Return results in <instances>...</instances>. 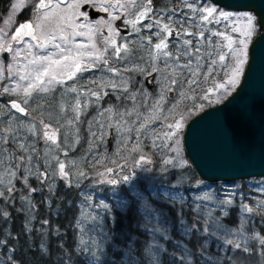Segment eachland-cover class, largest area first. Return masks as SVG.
I'll list each match as a JSON object with an SVG mask.
<instances>
[{"label": "trees", "instance_id": "obj_1", "mask_svg": "<svg viewBox=\"0 0 264 264\" xmlns=\"http://www.w3.org/2000/svg\"><path fill=\"white\" fill-rule=\"evenodd\" d=\"M205 1L195 0L197 6L211 4L210 1ZM10 2L11 0H0V20ZM168 2L169 0H160L159 4L155 3L154 8L167 12L170 10L167 6ZM220 9L229 11L222 7ZM195 14L187 15L192 19L182 27H186L190 32H196L197 36L199 32L205 33L206 38L199 45L202 48V56L205 51H212V48L208 47L209 40L213 42V45L221 40L218 36H212V32L228 31L234 36V33L230 32L231 25L224 26V21L220 24L211 23L210 29L205 26L199 27L196 24L198 16ZM232 22L230 21L231 24ZM152 31L158 30L155 28ZM149 36V32L144 34L142 30L135 34L128 46L127 56H124L127 63L113 67L122 69L138 66L151 71L153 61L149 55L152 53V49H149L150 44L160 37L152 35V42L149 43ZM184 39H194L195 43L193 37H184ZM169 50L174 56L178 54L173 44L169 45ZM203 58L206 63L208 57ZM180 62L184 63V60ZM156 66L162 71L154 73L155 78L156 75H160L159 78H162L164 74L168 76L171 72V69L164 70L161 62ZM108 67L110 66L104 64L94 65L90 70L78 73L74 79L51 86L47 93H34L31 98H28L27 105H21L26 108L27 116H21L10 107L11 101L19 102L25 99L24 94L0 92V131H3L5 136L10 135L8 129L15 128L20 121L24 123L25 131L27 127L35 125L40 136L44 130L41 121L50 124L54 129H59L57 139L59 147L50 142L46 143L37 136H32L29 141V143L35 141L39 153L38 159L31 160L33 171L44 170L51 165L52 171L57 174L43 185L39 184L35 176H31L30 182L40 190L26 198L23 178L17 179L19 172L17 177L11 175V172L17 171L12 165L18 161H13L12 156L16 154L18 145L3 146L4 150L0 154V192L6 194L0 198V261H5L6 264H90L94 257L88 252L87 247L91 240L99 241L100 239L98 235L100 229L96 225L100 216L106 214V210L101 205L107 204L112 214L124 217L123 226L132 224L131 235L135 241L134 256L142 264H172L173 257L176 264H180V250H176L171 241L176 240L179 235L176 233L174 222L177 212L181 210L189 223L196 222L200 235L207 236L209 233H214L216 222L223 226L220 229L221 232L227 230L225 235H213L209 241L207 255L212 264H264V247L257 239L258 236H264V178L208 183L202 181L191 166H178L176 160H173V152L169 150V147H164L165 143L170 146L173 142V140L165 141L163 138L164 132L169 131V124L179 119L186 123L195 114L221 103L229 95L212 92L208 93V100L201 99L209 88H213L212 80L204 82L201 76L197 78L200 80L199 87L193 86L194 90H191L187 84L181 87L174 86L171 95L164 94L163 101L157 104V101H160L158 92L160 90L157 84H154L151 89L146 87L144 81L140 79L146 74L139 71H121L120 75L113 76L108 71ZM192 68H196L195 60ZM205 70L199 69L200 72ZM212 79L219 83L226 77L223 72L218 71ZM163 80L166 83L165 79ZM166 80L170 84V81ZM113 82L120 84V88L111 87ZM125 86L128 88L127 93L123 91ZM72 87L76 88V92L68 91ZM101 90L109 94L104 96ZM90 91L101 92V99L98 101L91 96ZM181 93L185 95L182 96ZM131 96H135L136 99L132 100ZM77 97L82 106L79 121L75 119L76 112L73 110ZM84 104H87L86 109L83 108ZM200 105H203V108ZM106 109L111 111H105ZM126 111L132 112V115L123 117L119 115ZM102 112L103 115H101ZM141 123L145 124V128L137 137L136 129ZM93 132L96 136L92 135ZM154 141L160 147H153ZM137 142L140 143L142 150L133 152L131 149ZM180 152L183 153L182 146H180ZM27 155L28 153H25V156ZM141 156L149 157L153 161V169L150 174L138 178L137 181L147 198L148 205L163 212L159 224L153 221L154 226L164 230L162 233H157L155 237L143 227H137L147 222L145 216L153 209L145 211L142 201L130 186L123 182L113 185L100 183L97 180V177L110 167L135 163ZM166 159L173 163L165 164ZM60 161L66 164L71 186L68 180H61L58 176L57 165ZM25 164H28L27 160ZM79 172L86 173V176H79ZM9 181L17 189L11 199L7 195ZM171 183L175 184V187H172ZM147 186H150L152 190L156 188L159 194H162L163 189L176 190L178 186L181 189V196L176 198L175 204L171 200L165 203L164 200L154 199ZM170 194L174 196L172 192ZM205 196L209 198L198 199ZM229 196L232 197V203H224ZM52 197L55 203L52 202ZM198 205L199 213L196 212ZM245 205L252 209L250 213L244 210ZM5 212L8 213L6 217L3 215ZM165 218L167 222H164ZM44 220H47L48 224L41 229L40 224ZM107 226L112 227L110 223ZM26 229L32 230V234H27ZM49 229L63 239L56 241L53 238L50 242L47 235ZM92 229L95 230L94 234L90 232ZM204 229H207V232ZM41 232L44 233V243L50 244V247L43 251L37 239ZM165 235L170 239H165ZM184 239L189 242L187 246L190 250L198 252L199 244L195 249L191 247L194 242L192 237ZM228 239L234 241L233 245L226 243ZM236 242L248 251H238L235 248ZM34 244L36 247H33ZM157 245L163 246L166 251H161L159 260L155 261L152 253L155 252ZM115 250L121 253L126 252L123 243L115 245ZM103 251L105 256L100 257L101 261L108 260L109 264H127V258L123 255L115 256L107 244L104 245ZM92 253L99 255V250L93 246ZM12 256L16 257L14 261L9 259ZM69 256L71 259L68 258ZM191 264H198V257L194 256Z\"/></svg>", "mask_w": 264, "mask_h": 264}, {"label": "snow or ice", "instance_id": "obj_2", "mask_svg": "<svg viewBox=\"0 0 264 264\" xmlns=\"http://www.w3.org/2000/svg\"><path fill=\"white\" fill-rule=\"evenodd\" d=\"M99 3V8H97V5ZM130 3L137 7V12L133 13L135 15V20H125L124 23L131 24L132 27L135 29L136 32L141 31L140 27H137V24H141V26L146 29L149 33V43L152 42L151 36H159L161 37L158 43L154 44V53H149L150 59L153 61V64L151 65V71H147L144 67H138L133 66L131 68L124 67V68H112L108 67V71H110L113 76H118L121 74V71L124 72H132V71H139L140 73L146 74L147 76L155 77L153 76L154 73L162 71V69L158 68L155 65L156 60H160V62L164 65V70L171 69V72H169L167 79L170 81V84L166 85V90L168 92H172L175 87H181L184 84H187L189 89L194 90L193 86L199 87L200 80L197 79L198 77H203L204 82H208L209 80H212L213 88H209L205 95L201 97V99L208 100L209 96L208 93L216 92V93H223L226 95H231L232 91H235L237 85L239 84V77L243 75L244 72V66L247 63L248 59V48L249 44L252 40V38L259 32L264 31V17H258L257 15L244 11L239 12L237 14H234L229 11H223L219 7L218 0H211V4L209 6H197L195 0H183V3L185 7L190 10L193 13H196L201 23H215L220 24L222 21L224 22H230V21H242L243 26H239L235 23H233L230 26V32L237 34L236 36L230 35L228 31H216L212 32V36H218L221 38L220 41L215 42V45H213V42L209 40V48H212V51H205L202 53V48L199 46L201 41L205 39V33L199 32L198 36L196 32H190L186 27H182L184 24L187 23L188 20L192 19L191 17L184 16L181 17L180 10L179 9H173L170 10V12L165 15L164 13H157L155 9L153 8V0H147L146 4L139 5L137 4L136 0H130ZM23 0H20V2L16 5H13V10L15 11L19 7H23ZM83 6V11L79 13L80 17H83L84 20L89 19V12L88 7H92L93 9H97L98 11H107L108 8L116 7V5L111 3V0H77L76 4L70 5V7L74 8H80ZM50 7V4L46 2V0H39V3L36 5L37 11H42L44 9H47ZM120 7H126V5H120ZM142 9V10H140ZM175 18V20H173ZM11 19V18H10ZM112 19H119V17L113 16ZM145 19H149V23L144 24L143 21ZM162 19H166L169 21H173L174 23L176 21H179L176 24V27L174 28L170 23H162ZM5 23H9V21H5ZM70 27H83L84 25L80 24L77 25L75 21H73L70 25ZM40 28L39 24L33 25L31 22L24 23L19 25L15 29V33L12 35V40L15 41L17 44H20L23 42L25 37H30L31 40L36 41V46L39 48H45L47 46V43L51 42V38H46L47 43L45 40H42L40 36H38L35 32V29ZM153 28H158L159 30L157 32H153ZM27 30V31H25ZM83 33L77 32L76 35H82ZM117 35L119 34V31L117 30ZM166 34V35H165ZM7 36V34H5ZM183 37H193L194 39H184ZM109 43L114 47V55L116 59H122V52L127 53L129 51L127 44H117L115 40H111V38H107ZM175 39L176 44L173 45L177 49V55H173V53L169 50V41ZM56 48L60 49L61 52H64L65 49L60 44L55 45ZM219 49V50H217ZM224 49H227V51H224ZM4 50L3 48H0V51ZM105 51H107L105 49ZM21 50L16 51V55H20ZM91 56V53H89ZM204 56L208 57L207 62H204ZM100 56H97L96 59H100ZM69 59L68 56H63L61 59L57 60H50L48 56L39 57L36 60L31 61L33 64H40L42 61L46 62L47 66L43 67L42 71L37 70V75L32 76L30 73L28 75H21L20 80H28L29 83L26 87L22 89L24 96L26 97L22 101H16L13 100L10 103V107L14 109L16 112L20 113L21 116H27L28 112L26 111L25 107H22L21 105H27L29 103V99L33 96L34 93L38 92H49L51 85L53 83H64L65 81L63 79H57V75H60V73L52 74V65L61 66L62 61H67ZM184 60V63H181L180 61ZM195 60L196 68L193 69V61ZM103 63L107 66L109 65V61L107 59L103 60ZM221 65L223 67L218 68L217 66ZM92 65H82L79 62H74V71H71L67 74L68 79H74L75 76L83 71L90 70ZM204 68L206 69L204 72H200L199 69ZM221 71L224 73V76L226 79H223L222 82H215L214 75ZM45 77L47 78L45 80ZM111 87L113 88H120V84L113 82ZM19 89V86L17 88L11 89L12 92H16ZM68 91L76 92V88L72 87L69 88ZM103 91V90H101ZM123 91L125 93L128 92V88L125 86L123 88ZM4 92H9V88L5 87ZM83 94V93H81ZM109 93L106 91H103V95L107 96ZM90 95L95 97L96 99H101V92L96 91H90ZM182 96H184V93H181ZM128 98V97H125ZM132 100H135V96L130 97ZM145 99H147L145 97ZM163 101V96H161V100L157 101V104H160ZM81 102L79 97L76 99V103L74 105L73 110L76 112L75 119L79 121L80 119V111H81ZM201 108H203V105H200ZM83 108H87V104L83 105ZM105 111H111V109H106ZM103 115V112L101 113ZM121 117L124 115L131 116L132 112L126 111L123 113H119ZM69 123H72V121H69ZM42 127L44 129L42 136L39 135L37 128L35 125L31 127H27L25 131V125L22 121L18 122L16 124L15 128H9L8 132L10 135L5 136L3 131H0V154L3 152V146L8 145L9 147L13 145H18V149L15 155L12 156L13 161H18V163H13L12 167L17 169V171L11 172V175L13 177H17V172H19V177L17 179L19 180L20 177L23 178V189H24V196L25 198L32 194L36 193L38 190V187L33 186V183L30 182V177L35 176V179L39 181L40 185H43L46 181H49L52 176L56 175L57 173L52 171L51 165L44 170L37 169L35 172L33 171L31 160L33 158L39 157V153L36 148V143L33 141L32 143H29L32 136H37L39 139H43L46 143L50 142L53 145H59L57 144V132L59 129H52L51 125L48 123H45L41 121ZM183 127V124L180 121H176L175 124H169L168 128L172 129L171 131H166L163 134V138L165 141L173 140L174 137H176L180 131V129ZM145 128V124L141 123L139 127L136 129L137 137H139L142 133V130ZM30 134V135H29ZM93 136H96V133H92ZM159 138V134H157ZM175 143L178 144L179 140L176 139ZM153 147H160L159 144L153 142ZM164 147H169L167 143L164 144ZM133 152L141 151L140 143L137 142L133 145L132 149ZM25 153H28L27 156H25ZM65 155L67 153L65 152ZM28 161V164H25V161ZM150 163L149 160H147L145 157L141 156L139 160L135 162V167L142 168L144 172L150 171V169L143 168V164ZM165 164L173 163L171 160H165ZM58 176L61 180H68L69 186H71V181L69 179V172L66 170V165L64 162L60 161L58 162ZM23 170L21 171V169ZM113 170L111 168L107 169L108 173H111ZM27 173V175H25ZM79 176L85 177L86 173L79 172ZM100 175H105L104 173H101ZM135 175V173H133ZM132 180V176L130 175H120L117 174V177L114 179H109L105 182L110 184H117L120 182L127 183ZM17 189L14 185H12L11 181H9V187L7 188V195L11 199L13 197V194L16 193ZM5 192H0V198H3L5 196ZM152 195L157 196L158 199L164 200L165 203H167L169 200L173 204H175L176 197L172 196L167 190H164L162 194L153 193ZM209 197H198L200 200L208 199ZM52 202L55 203L54 197H52ZM13 203L15 201L13 200ZM226 204L232 203V197L229 196L224 201ZM101 207H103L106 210V214L104 216H100L99 220L97 221L96 227L100 229L98 232V235L100 236L99 241L91 240L87 250L88 252L93 255L94 260L90 262V264H109L108 260L101 261L100 257L105 256V252L103 251V247L105 244L108 245V248L110 251H113V254L117 257L123 255L127 258V264H142L141 261H138L134 256V237L131 235V232L133 231V226L130 223L129 225L123 226V216H116L112 214L111 209H109L107 204H102ZM244 210L247 212H251L252 209L249 208L247 205L244 206ZM130 211V209H129ZM196 212H200V206L198 205L196 208ZM5 217L8 215V213L3 214ZM99 215V214H98ZM163 216L162 211H158L153 209L150 211L146 216L145 220L147 221L143 225H137V227H143L146 231L150 232L154 237L157 233H162L164 230L160 227L154 226L153 221L155 220L156 224L160 223V218ZM209 216H211V213H209ZM95 219V217L93 218ZM167 222L166 218L165 221ZM110 223L112 225L111 228L107 226V224ZM48 224L47 220H44L40 227L43 229L45 225ZM175 224V230L176 233H178V238L174 241H171L174 248L176 250H180L181 254V260L180 264H191L192 258L198 257V264H212V261H210L208 255H207V249L209 245V241L212 239L213 235H225L227 233V230L225 229L223 232L220 231V229L223 227L218 222H216V229L214 233H209L207 236L200 235V229L197 227L196 222L189 223L186 219V216L181 211H178L176 214V220L174 222ZM205 232H207V229H204ZM27 234H32V230H27ZM175 234V233H174ZM47 235L51 239H55L56 241H61L63 238L59 236L56 233H53L51 229H49ZM121 237L123 239H121ZM185 237H192L193 241L191 244V247L195 249L197 247V244H199L198 252H193L190 250V248L187 246L188 241H186ZM165 239H170L169 236L165 235ZM39 239L40 244L39 247L41 251H43L45 248L50 247L49 245H46L44 243V233L41 232L40 235L37 237ZM257 239H259L260 244L262 247H264V236H258ZM128 241H132L133 243H126ZM81 243H84V241H81ZM123 243L126 252L121 253L120 251L115 250V245ZM226 243L228 245H233L234 241L231 239L226 240ZM59 247V244L57 245ZM96 247L99 250V255H95L92 253V247ZM33 247H36L34 244ZM235 248L238 251H248L247 248H242V245L239 242L235 243ZM161 251H166L163 249V246L157 245L155 252L152 253V258L155 261L159 260V253ZM71 259V256L68 257ZM10 260H15L16 257L12 256L9 258ZM0 264H6L5 261H0ZM172 264H176L175 258L173 257Z\"/></svg>", "mask_w": 264, "mask_h": 264}, {"label": "rangeland", "instance_id": "obj_3", "mask_svg": "<svg viewBox=\"0 0 264 264\" xmlns=\"http://www.w3.org/2000/svg\"><path fill=\"white\" fill-rule=\"evenodd\" d=\"M19 2L20 0H11L7 11L2 15L0 20V48L4 49L0 51V92L1 91L4 92V88L7 87L9 88V92L7 93L9 94H24L22 89L27 86L29 81L20 80V76L28 75L29 73L32 76H36L38 69L42 71L43 67L47 66L46 62L43 61L40 64L31 63V61L36 60L39 57L48 56L50 60H57V59H61L63 56H68L69 59L67 61H62L61 66L59 67L56 65L51 66L52 74L60 73V75H57V79H63L64 81L69 80L67 78V74L71 71H74V62H79L81 64L94 66L93 62L96 60V57L100 55L102 56V54L106 52L105 49L107 50L109 46L107 43H105V46L104 45L100 46L95 43L94 38H96L97 33L104 27L113 26V21L115 20L112 19L113 16L119 17L122 14L125 17V20H129V21L135 20L136 17L135 15H133V13H136L138 10L136 6L130 3V0H111V3L116 5V7H111L108 8L107 11H102L107 14L106 17L98 18L93 23H84V22L81 23L79 19L80 18L79 13L82 11L81 7L80 8L70 7V5L76 4L77 0H46V2L50 4V7L39 12L37 11L36 8V5L39 3V0H23L24 6L19 7L14 11L13 5L18 4ZM136 2L137 4L142 5V4H146L147 0H136ZM181 2L183 3V1ZM183 4L181 5L179 3V7H181L180 14L183 15V16L181 15V17H184L185 15L187 16L190 14H195L190 10H188ZM120 5H126V7H120ZM203 6H209V5L203 4ZM97 8H99V3L97 5ZM244 11L240 10L236 12L239 13ZM162 13L166 15L168 11ZM237 13H233L234 17L235 14ZM173 20H175V18H173ZM5 21H9V23L6 24ZM73 21H75L77 25L82 24L84 26L75 27V29H73V27L69 26ZM147 21H149V19H145L143 23ZM28 22H31L33 25L35 24L40 25V28L35 29V32L38 36L41 37L42 40H45L46 43H47L46 38H51V42L47 43V46L45 48L37 47L36 46L37 42L31 40L30 37H25L23 42L20 44H17L15 41L12 40V35L15 33V29L19 27V25ZM168 22L177 24L179 21H176L174 23L173 21L162 19V23H168ZM233 23L241 27L243 26L242 21L234 20L232 24ZM196 24H198L199 27L201 28L202 26H205V28L207 29H210V25H211V23H201L199 16ZM228 24L232 25L230 22H224V26H227ZM129 27L131 29L132 34H137L140 32V31L136 32L131 24H129ZM137 27L143 28L141 24H137ZM77 32L83 34L76 35ZM5 34H7V36H5ZM236 35L237 34H234V36ZM80 36H82L81 39ZM160 38L157 41L150 44L149 49H152L151 50L152 53L155 52L154 44L158 43ZM171 41H169V45L173 44L172 42H175L176 44V40L172 42ZM56 44L62 45L65 51L61 52L60 49L55 47ZM18 49L21 50L19 56L16 55V51ZM89 53H91V56L89 55ZM154 63L155 65H157L160 63V61L156 60ZM111 67L114 68L113 66ZM146 76L147 75L141 77L140 79L144 81V78ZM159 76L156 75V78L154 79V84H157L158 86L157 88L158 90H160L158 92H159V100H161V96H163L164 94L171 95V92H168L165 87L166 85H168L167 83L168 81L166 80L168 76H166V74H164L162 78H159ZM46 79L47 78L45 77V80ZM163 79H165L166 83L164 82ZM240 79L242 78L239 77V80ZM55 84L57 83L54 82L53 85ZM17 86H19V89L16 92H12L11 89L17 88ZM177 121H180L183 124V127L180 129L178 135L174 137L173 142L169 146V150L173 152V160H176V164L178 166L181 165H183L184 167L191 166L182 145V135L187 122L185 123L181 119ZM171 124L174 125L175 123H171ZM51 128L54 130L53 127ZM171 130L172 129H169V131ZM57 139H58V132H57ZM176 139L179 140L178 144L175 143ZM180 146H182L183 153L180 152ZM145 158L150 161V163L143 164V168L150 169V171L148 172H144L142 168L135 167V163H125L121 165L117 164L118 166L116 165L110 167L113 170L111 173H108L107 170H105L102 172L105 175L103 176L99 175L97 177V180L100 183H107L105 181L116 178L118 173L121 176L122 175L132 176V180L125 183V185L130 186V188L142 201L143 209L145 211H150L153 208L151 207V205H148L147 198L144 195L142 189L140 188L139 181H137L138 178L150 174L151 170L153 169V161L149 157H145ZM133 173H135V175H133ZM149 177L154 178L155 176H149ZM173 183H175V181ZM172 187H175V184H172ZM147 188L150 190L151 196L154 199H158L157 196L152 195L153 193L159 194L156 188H154L153 190L152 188H150V186H147ZM226 188H228V186ZM164 190H167L169 193L172 192L174 196L176 195V198L181 196L180 194L181 189L178 188V186L176 190L163 189L162 192ZM90 232L94 234L95 230L92 229Z\"/></svg>", "mask_w": 264, "mask_h": 264}, {"label": "water", "instance_id": "obj_4", "mask_svg": "<svg viewBox=\"0 0 264 264\" xmlns=\"http://www.w3.org/2000/svg\"><path fill=\"white\" fill-rule=\"evenodd\" d=\"M211 2V0H208ZM228 10L264 17V0H218ZM90 17L99 11L89 8ZM125 33L126 25L118 26ZM152 88L153 77L144 78ZM196 175L208 183L264 177V31L251 41L242 79L220 104L191 117L182 135Z\"/></svg>", "mask_w": 264, "mask_h": 264}, {"label": "flooded vegetation", "instance_id": "obj_5", "mask_svg": "<svg viewBox=\"0 0 264 264\" xmlns=\"http://www.w3.org/2000/svg\"><path fill=\"white\" fill-rule=\"evenodd\" d=\"M202 1V0H200ZM208 1V0H207ZM156 3V0H153V8H154V5ZM89 8H92V7H88V12H89ZM175 9V7H173ZM93 9V8H92ZM155 9V8H154ZM81 10L83 11V6L81 7ZM96 11H98L97 9H94ZM155 11L157 13H160V12H163V11H159L157 9H155ZM170 12V10L168 11V13ZM167 13V14H168ZM166 14V15H167ZM107 14L105 12H102L100 11V14L96 17H90L89 16V19L88 20H84L83 17H80V21L81 23L84 22V23H93L95 22L98 18H101V17H106ZM125 21V17L124 15H120L119 16V19H115L113 21V26L110 28V27H104L102 28L96 35V38H94V41L97 45H104L105 46V43H107L109 46L107 48V51L105 53L102 54V56L100 55V59H96L94 62H93V65H96V64H104L103 63V60L104 59H107L109 61V65L107 66H114V65H122V64H126L127 62H125V59H124V56H127L126 53H123L122 52V59H116L115 55H114V47L109 43L108 39L107 38H111V40H115L116 43L119 45V44H127V46H129V44L131 43L133 37L135 36V34H132L131 33V29L129 27V24H126L124 23ZM150 21H147L145 22L144 24H147L149 23ZM170 23L174 28L176 27V24H173L172 22H168ZM120 25H126L127 27V31L125 33H122L119 29H118V26ZM155 29V28H153ZM111 30V31H110ZM117 30L119 31V34L117 35ZM141 30L143 31L144 34H147L148 31L144 28H141ZM157 30H159L157 28ZM81 32V31H80ZM83 32V31H82ZM82 36H80V39H81ZM147 37V36H146ZM148 38V37H147ZM79 39V40H80ZM175 39H172V41H174ZM171 41V40H170ZM171 41V42H172ZM173 44H175V42H172ZM129 49V47H128ZM82 65H86V64H82ZM105 65V64H104ZM106 66V65H105ZM153 76L155 77V75L153 74ZM147 77V76H146ZM140 78V77H139ZM154 81V79H153ZM145 84V83H144ZM154 86V85H153Z\"/></svg>", "mask_w": 264, "mask_h": 264}, {"label": "bare ground", "instance_id": "obj_6", "mask_svg": "<svg viewBox=\"0 0 264 264\" xmlns=\"http://www.w3.org/2000/svg\"><path fill=\"white\" fill-rule=\"evenodd\" d=\"M156 3L157 4H159L160 3V1L159 0H156ZM179 3L182 5L183 3L180 1V0H169V2L167 3V6H168V9H174L173 7H175V9H179V10H181V7H179ZM184 5V4H183ZM223 8V7H222ZM224 9H226V8H224ZM226 10H228V9H226ZM229 11H239V10H229ZM99 14H100V11H99ZM254 14V13H253ZM180 15H182V14H180ZM183 16V15H182ZM138 78H139V76H138ZM148 88V87H147ZM153 88V87H152ZM149 89H151V88H149ZM194 171V170H193ZM196 174V173H195ZM252 178H264V177H252ZM249 179V178H248ZM242 180H246V179H242ZM236 181H239V180H236ZM228 182H234V181H228ZM216 183H219V182H216ZM220 183H222V182H220ZM224 183H226V182H224Z\"/></svg>", "mask_w": 264, "mask_h": 264}]
</instances>
